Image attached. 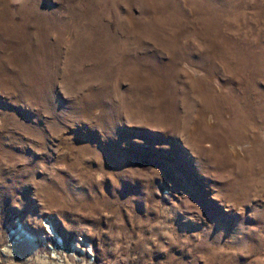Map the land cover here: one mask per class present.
<instances>
[{
    "label": "rangeland",
    "instance_id": "rangeland-1",
    "mask_svg": "<svg viewBox=\"0 0 264 264\" xmlns=\"http://www.w3.org/2000/svg\"><path fill=\"white\" fill-rule=\"evenodd\" d=\"M0 264H264V0H0Z\"/></svg>",
    "mask_w": 264,
    "mask_h": 264
},
{
    "label": "bare ground",
    "instance_id": "bare-ground-1",
    "mask_svg": "<svg viewBox=\"0 0 264 264\" xmlns=\"http://www.w3.org/2000/svg\"><path fill=\"white\" fill-rule=\"evenodd\" d=\"M51 228V227H50ZM52 229V228H51ZM53 230V229H52ZM54 231V230H53Z\"/></svg>",
    "mask_w": 264,
    "mask_h": 264
}]
</instances>
